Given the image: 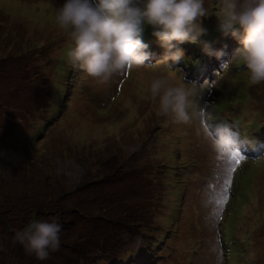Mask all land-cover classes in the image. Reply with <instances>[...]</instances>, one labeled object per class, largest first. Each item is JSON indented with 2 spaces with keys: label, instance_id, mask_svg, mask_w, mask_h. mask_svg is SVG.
I'll return each mask as SVG.
<instances>
[{
  "label": "rangeland",
  "instance_id": "1",
  "mask_svg": "<svg viewBox=\"0 0 264 264\" xmlns=\"http://www.w3.org/2000/svg\"><path fill=\"white\" fill-rule=\"evenodd\" d=\"M62 3L0 0V264H264V84L218 30L220 0L172 69L146 26L151 66L105 85L72 66ZM161 73L194 85L212 119L158 116L146 89ZM228 128L245 156L231 174L205 134ZM53 218L61 247L39 261L16 233Z\"/></svg>",
  "mask_w": 264,
  "mask_h": 264
},
{
  "label": "clouds",
  "instance_id": "2",
  "mask_svg": "<svg viewBox=\"0 0 264 264\" xmlns=\"http://www.w3.org/2000/svg\"><path fill=\"white\" fill-rule=\"evenodd\" d=\"M207 15L205 0H63L55 9L58 28L72 41L68 52L72 66L100 85L133 68L151 66L145 63L152 57L143 41L146 26H151L152 35L165 49L155 64L172 69L183 57L177 45L196 43L206 33L201 18ZM216 16L218 30L238 41L236 61L246 68L250 84H264V0H220ZM206 52L217 59L224 55L223 50ZM146 91L156 102L157 115L174 124L212 119L195 102L198 89L183 80L176 82L173 73L153 76ZM205 134L220 155L229 157L239 151L237 134L230 128L220 134L206 129ZM61 231L62 224L55 218L33 219L16 233V239L27 254L46 261L60 249Z\"/></svg>",
  "mask_w": 264,
  "mask_h": 264
},
{
  "label": "snow or ice",
  "instance_id": "3",
  "mask_svg": "<svg viewBox=\"0 0 264 264\" xmlns=\"http://www.w3.org/2000/svg\"><path fill=\"white\" fill-rule=\"evenodd\" d=\"M245 159V156L241 154L240 151L234 152L232 155H230L228 157V168H227V172L229 174H231L234 171V165H238L241 161H243ZM228 181H226L227 183ZM221 203H225L226 202V198L220 201Z\"/></svg>",
  "mask_w": 264,
  "mask_h": 264
}]
</instances>
